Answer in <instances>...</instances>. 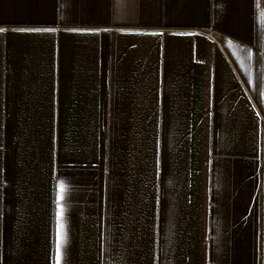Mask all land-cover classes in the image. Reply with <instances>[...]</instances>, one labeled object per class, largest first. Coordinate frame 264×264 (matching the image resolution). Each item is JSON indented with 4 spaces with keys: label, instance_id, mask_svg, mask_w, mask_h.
I'll return each mask as SVG.
<instances>
[{
    "label": "crops",
    "instance_id": "obj_1",
    "mask_svg": "<svg viewBox=\"0 0 264 264\" xmlns=\"http://www.w3.org/2000/svg\"><path fill=\"white\" fill-rule=\"evenodd\" d=\"M260 5L0 0V264H264Z\"/></svg>",
    "mask_w": 264,
    "mask_h": 264
},
{
    "label": "trees",
    "instance_id": "obj_2",
    "mask_svg": "<svg viewBox=\"0 0 264 264\" xmlns=\"http://www.w3.org/2000/svg\"><path fill=\"white\" fill-rule=\"evenodd\" d=\"M264 45V8L263 0L257 10L256 19V48L254 50V67H253V83L251 88V94L254 102L259 109L264 119V100L262 98V64L263 57L261 51Z\"/></svg>",
    "mask_w": 264,
    "mask_h": 264
},
{
    "label": "snow or ice",
    "instance_id": "obj_3",
    "mask_svg": "<svg viewBox=\"0 0 264 264\" xmlns=\"http://www.w3.org/2000/svg\"><path fill=\"white\" fill-rule=\"evenodd\" d=\"M0 31H3V29H0ZM65 189H64V186L61 185L60 186V193H61V196L60 198L63 199V193H64ZM63 215V210L61 209V216ZM63 224L60 225V239L62 240V236H63Z\"/></svg>",
    "mask_w": 264,
    "mask_h": 264
},
{
    "label": "rangeland",
    "instance_id": "obj_4",
    "mask_svg": "<svg viewBox=\"0 0 264 264\" xmlns=\"http://www.w3.org/2000/svg\"><path fill=\"white\" fill-rule=\"evenodd\" d=\"M229 53H231L233 55H242L243 54L242 50L240 48L237 49L236 47L229 48Z\"/></svg>",
    "mask_w": 264,
    "mask_h": 264
}]
</instances>
